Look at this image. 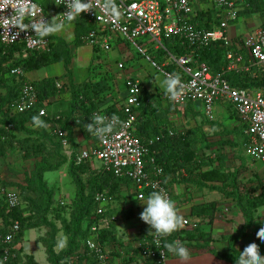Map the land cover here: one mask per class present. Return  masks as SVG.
<instances>
[{"label": "built area", "instance_id": "built-area-1", "mask_svg": "<svg viewBox=\"0 0 264 264\" xmlns=\"http://www.w3.org/2000/svg\"><path fill=\"white\" fill-rule=\"evenodd\" d=\"M59 9L57 16L46 12L42 5L35 0H0V7L6 8L9 3L26 4L31 7L30 20L39 23L44 19L64 21V24L75 22L79 18L85 19L93 25L86 36L87 44L96 47L100 52H108L113 46L119 50L122 45L113 44L108 35L120 39L119 44L132 46L135 52L142 57L148 66L164 77L178 75L184 87L179 96L171 99L168 94L164 100L168 104L180 108L187 103L200 102L203 106L205 116L209 120L215 119L214 107L217 103L232 106L244 127L243 134L247 139V152L249 155L264 163V89L233 88L223 77V74L214 75L206 63L197 62L194 53L174 56L162 44L164 39L176 38L181 41L182 46L196 51L207 48L213 43L221 42L228 49L226 55V70L236 72H249L253 67L264 70V22L261 27L254 31L248 38L235 45L227 34L226 27L238 19L239 7L244 0H114L118 15L112 16L102 10L104 0H93L94 9L81 13L73 21L68 22L62 15L67 9L62 5V0H51ZM204 1L219 11L224 12V18L220 26L207 30L194 23L197 17L195 3ZM264 5V0H254ZM12 9L4 10L3 15L10 16ZM7 24V20L3 21ZM17 28L10 27L8 30L0 28V45H23L27 50L50 51L54 40L49 36L51 33L34 32L33 30H20L16 37ZM147 38L148 41L142 42ZM150 45V46H149ZM156 50L165 54V62L162 63L155 56ZM246 57V59H245ZM248 62L244 64V62ZM173 65L174 72L168 67ZM117 69L124 71L125 65L117 63ZM24 71L14 68L10 75L21 81L20 97L12 108L13 113H24L37 107L39 97L32 82L23 78ZM126 95L119 104H116L117 113H109L105 108L99 107L93 114L106 117L116 115L122 124L113 129V132L105 138L99 139L93 135V146L80 148L77 152L70 149L67 132L61 128H55L54 133L60 139L64 153L72 158L75 165L83 162L99 161L104 172L113 174L117 179L130 180L133 185V194L136 198L146 199L147 195L154 190H160L172 200L170 188L167 186V176L163 167L156 163V152L152 146L163 138V135L155 136L147 142H142L134 135L135 124L142 105L141 81L136 77H125ZM61 87V83L58 84ZM39 116L49 117L47 103L39 108ZM53 119H60L57 116ZM0 140L5 139L4 132L13 130L14 126L8 124L1 126ZM169 136L175 132L170 130ZM4 202L6 211L21 206L19 191L8 185L0 183V202ZM104 192L95 194V209L92 216L89 236L86 240V248L99 263L111 264L110 251L100 241V232L108 225L105 213L111 204ZM139 201V200H138ZM10 232L2 239L4 243L10 244L15 234L19 231L18 222H10ZM199 223L187 217L182 218V223L177 231L193 232L199 228ZM144 236L143 243H139V263L155 260L157 264H165L169 254L164 248L163 239L159 248L153 246V234ZM180 240V239H176ZM181 241V240H180ZM8 249L5 250L6 261L9 257ZM132 255H127L131 260Z\"/></svg>", "mask_w": 264, "mask_h": 264}, {"label": "trees", "instance_id": "trees-1", "mask_svg": "<svg viewBox=\"0 0 264 264\" xmlns=\"http://www.w3.org/2000/svg\"><path fill=\"white\" fill-rule=\"evenodd\" d=\"M249 2L250 4L246 9L248 12L252 9V6L255 7L256 4H258V2L252 0ZM41 5L44 10L48 12V6ZM214 8L217 9L216 7ZM215 9L198 12L199 14L195 18L194 23L207 30L214 29L217 24H219V18L217 17L219 10ZM78 20L81 24V26L79 25L78 27L79 29L83 28L84 33L87 34V32L93 29V25L89 24L85 19L79 18L77 21ZM213 20H215V24L209 23V21ZM49 37L53 40L55 39V44L52 45L50 51H31L24 48L23 45H0V127L8 124L14 126L13 130L3 133L5 139L0 140V142L7 143V140H9L15 129H17L25 131V133L30 134L31 137H36L35 139L32 138V143L30 138H28L29 136L23 139V148L26 158L41 157L39 155L45 150L46 142H50L54 146V154H50V157L42 156L40 160L36 161L33 170L25 174V186L9 184L11 187L18 189L20 200L23 198L21 206L13 209L11 212H7L5 203L2 201L0 202V216L2 217L0 223V264H40L35 260L33 255L27 254L23 248L27 232L33 229L45 231V234L39 238V243H42L45 248L47 262L49 264H69V262L70 264H83L85 259L87 261L86 264L99 263L93 255L88 254L85 244L90 233L91 225H93L92 216L95 209V194L104 192L111 200H115L122 190L121 187L123 183L126 182L131 184L130 180L117 179L113 174L104 172L102 169L96 171L92 170L93 173L87 180H84L83 175L89 172L88 166H90V164L83 162L80 165H75L72 158L67 159V156L63 154L64 148L60 139L54 133V129L59 127L67 132L70 149L76 152L79 143L74 137V128L86 126V123L90 122L93 112L99 108V105L94 101L95 89H93L91 82L76 84L69 70V66L73 59L70 48L71 46H75L76 48L83 46L80 37L77 36L76 40L72 43H68L61 38H54L51 34ZM162 41L166 42L168 46L166 49L174 56L178 57L180 55H187L195 52L194 55L197 62L206 63L214 75L223 74V77L233 88H245L250 90L264 89V78H260L262 75L259 76L255 73L256 68L253 67L251 71L245 73L226 70V55L228 49H226L221 42L213 43L207 48L193 51L188 49V46H182L181 41L176 38L169 40L164 39ZM94 54H100V50L96 47H94ZM157 55L158 60L162 63L165 60L164 53H158ZM58 62H62L67 69V72L62 76L67 78V83L64 85L61 84V87H58L62 77H52L38 82H32L39 97L37 107L24 113H13L12 108L20 97L22 84L18 78L10 75V71L18 67L26 72ZM168 69L174 72L173 65H170ZM144 90L145 89L142 87V105L135 124L134 135L142 142H147L152 137L163 135V138L152 146V150L156 152V163L163 167L165 175L178 173L183 168L188 169L189 174L192 175L193 171L189 168L195 165V168L199 169L200 166L207 164V160L209 159V157L205 156L201 159V165L197 164V153L194 146L199 144L200 141L207 146L212 142H209L206 137H201V140H199L200 138L189 132H175L174 136H169L168 113H171V108H169L170 105L168 104L167 109L169 112L165 111L160 105L161 95L157 94L152 96L150 92L148 93ZM64 91L69 92L70 98L67 102V109L61 113L60 119H47L39 116V108L44 106L45 102L48 107V105H50L48 101ZM153 102L156 104L155 108L152 105ZM191 104L192 103L189 102L185 106H190ZM104 110L111 114L118 112L116 103H110ZM232 111L236 114L234 109H232ZM33 116H39L41 121L39 125L42 126V130L34 131L27 128L28 126H35L37 124L33 122ZM236 116L238 117L237 114ZM203 121L212 123L206 116ZM48 124L52 127L51 132L45 129V126ZM240 127L243 128V126ZM0 131L2 133L3 129L0 128ZM67 162L69 163L68 174L75 185V195L69 221H67L64 228H62V218L58 210L61 206L58 204L59 200L57 201L55 198V190L47 183L45 174L59 171ZM242 171L243 168L240 166L238 170L235 171L236 173L231 172L230 174L221 172L218 168L206 172L201 171V174H198L200 177L197 185L200 187L208 185L212 186L211 189H219L220 186H218V183L228 179V185L233 189L232 192L229 193L235 198V190H238L237 175ZM260 186V195L248 200H245L243 197L236 198V203L245 220L243 227L240 228L241 231L242 229H248L252 225L256 218L255 211L264 206V182L260 183ZM22 192L23 196L21 198ZM215 212L216 202L211 201L193 207L191 215L211 222ZM122 213L125 218L129 217V214H125V211ZM109 214L110 210H107L105 217L109 216ZM15 221L19 223L20 229L15 234L13 241L10 244H6L2 239L10 232V222ZM114 228L113 220H108V225L100 232L101 243L105 246L117 243L127 254L132 255L131 259L135 257L139 259V248H134L122 242L121 238L116 236ZM61 229L64 230L63 234L66 239L61 248L57 251L55 247L57 246L58 237L62 231ZM149 231V227L142 231L143 236L139 238L138 243H143V238L144 236H149ZM191 233L192 232L189 231H176L167 238H164L163 244H165V242L180 239L181 242L186 245L185 242L191 241L192 238L196 241H205L207 245L210 243V238L206 239L204 234L200 233L199 235L193 236ZM231 239V246L234 251L237 237H231ZM199 246L200 245L196 247ZM6 249L9 251V257L5 261ZM81 250H83L82 255L80 254ZM211 252L222 259L230 260L235 256V251L228 256L220 255L214 251ZM167 254L170 255L168 252ZM142 264H157V262L155 260H148L142 262Z\"/></svg>", "mask_w": 264, "mask_h": 264}, {"label": "crops", "instance_id": "crops-1", "mask_svg": "<svg viewBox=\"0 0 264 264\" xmlns=\"http://www.w3.org/2000/svg\"><path fill=\"white\" fill-rule=\"evenodd\" d=\"M250 0H244V2L239 7V13H238V19L236 21L231 22L229 25H227L226 30L228 36L231 38L233 43L235 45H240V41H242L245 38H248L254 31L259 29L264 22V6L261 7V5L256 4V6H252V9L248 12L246 11L248 5L250 4ZM254 1V0H252ZM202 2L195 3L194 7L195 10L198 11H206L211 10L213 8L212 5L207 4L203 5ZM206 4V3H205ZM210 6V7H209ZM254 7V8H253ZM50 14H54L53 16H57L59 13V9L55 5L50 6ZM215 9V8H213ZM258 9V10H257ZM52 10V11H51ZM217 10V9H215ZM52 12V13H51ZM255 13L257 15L255 19H253L252 14ZM257 13V14H256ZM197 14H199L197 12ZM217 17L219 18V26L222 24L224 18L226 17V14L224 12L218 11ZM213 18V17H210ZM212 20V19H210ZM72 24H69V26L63 27L62 30L59 32L51 33V35L54 38H61L65 40L68 43H72L74 40H76L77 36L80 37V41L83 42V46L76 48L75 46H71V54L73 55V59L71 61V64L69 66V70L71 75L73 76V80L76 84H80L83 82H91V85L93 86V89H95V103H98L99 107L105 108L106 106L110 105V103H116L119 104L120 100L124 98L126 95V90H124L123 93H119L118 96H116V92L114 90L109 89H103L99 90V85L101 82H99L102 77L101 73L96 74L97 76H90V69H83L78 70L76 68L77 61L84 60V61H94V47L87 44L86 42V36L88 34L84 33L83 28L79 29V20L75 22H71ZM110 40L113 42V44H119L120 39H115L112 36L108 35ZM55 40V39H54ZM116 44V45H117ZM86 51L88 56L85 58H76L75 57V51ZM91 50V51H90ZM246 59V57H245ZM248 63L247 61L244 62V64ZM62 64L63 70L59 68V73L54 72L50 75H40L38 72L40 70L51 67L52 65ZM131 71L128 73V75H125V77H136L138 78L142 85V87L145 89L144 91L150 92L152 96L157 95L158 93H163L161 95V101L160 105L162 108L166 111L168 107L166 106V102L164 100L165 95L167 94L165 91L155 90L154 89V79L150 76V74L147 71L146 66L144 65H137L135 64L134 67L130 68ZM25 72V71H24ZM67 72V69L65 65L62 62L50 64L48 66H45L43 68L26 71L24 73L23 78L30 82H38L46 78H52V77H62ZM58 73V74H57ZM151 77V78H150ZM61 84L67 83V78L62 77L60 80ZM146 84V85H145ZM96 87V88H94ZM70 98L69 92H62L58 96L52 98L50 101V105L47 107V111L49 114L50 119L56 118V107H63L64 110L67 109V102ZM153 107H156V104L154 102L152 103ZM188 107V108H187ZM216 107V114L215 118L217 121V125L213 126V123H207L203 121V118L205 119V115L202 113L203 106L199 102V105L192 103L190 106L180 107V113L177 111H174L173 113H168V123H169V129L174 132H189L192 134H195L199 140H201V137H206L210 145H205V143L201 145H195L194 148L198 149L199 156L197 155V162L200 163L201 159L203 157H209L211 152V144L219 143L218 140L213 139L212 136H210V130L211 127H223L225 129H228L229 133H233L235 129H237L238 125L241 123L234 114V111H232L233 107H229L228 105H222L220 103H217L215 105ZM215 109V108H214ZM187 110V111H186ZM215 111V110H214ZM63 112V111H62ZM186 117L188 120H190L189 125L185 127V124L181 121L180 117ZM49 119V118H48ZM195 119V120H194ZM211 121V120H210ZM221 124V126H220ZM224 124V125H222ZM38 126V124H36ZM51 125H47L45 129L48 130V132H51ZM186 128V129H185ZM224 130V129H223ZM18 130L14 131L12 136L7 140L8 142L5 144L3 142H0V183L7 184L8 186L10 183H20L22 185L25 184V182L21 181L22 174L20 171H27L28 173L31 172L34 168L35 161L31 162V160L25 161L21 160L19 158V155L14 152L12 149L14 148L15 142L18 139ZM74 137L76 138V141L78 143H81L84 140H87L91 143L93 139V135L89 134L84 127H75L74 128ZM224 146V145H223ZM82 148V147H81ZM225 150L222 153H226L228 155V158L231 156H235V163L230 164L229 161H227V165H225V171L221 170V172H227L230 174V171L228 170L229 167H235L236 169L231 170L232 173L238 170L239 166L243 168V171L237 175V183L238 181H245L246 184L238 183L239 188L244 190L250 189V186L255 187L254 195L258 196L261 193V186L260 183L264 182V163L257 161L253 159V161L249 162L247 164V167L245 168V162L241 159H238L237 152L234 150L233 145H228V147H223ZM215 154H213L210 157H214ZM30 161V162H28ZM195 161V160H194ZM239 162V163H238ZM27 167V169L25 168ZM211 170L210 168H203L201 170L195 169L191 174L187 172L186 168H183L178 173H171L167 176V182L168 187L171 190V196L172 200L174 201L176 208L178 209V214L183 218L187 217L191 219L192 221L198 222L199 228L191 233V235H199L200 233L204 234V237L206 239L210 238V243L207 245L205 241H196L194 238L191 239V241H186V246L189 249L190 255L189 258L185 261L179 260L177 257H175L173 254L170 253L169 258L165 264H235L236 260L239 256V251H242L243 248L249 243V242H255L258 246V251L261 254V256H264V241H261L259 237L256 235V232L259 228L260 231L264 232V206L260 207L255 211V220L253 221L252 225L248 228L241 231V227L244 225V217L242 216V213L236 203V198H238V195L236 194L237 191H235V198L232 197L229 193L232 191V187L230 185L223 186L221 183H218L219 189H211L212 186H198V180L199 175L202 172H206ZM20 173V174H19ZM236 173V172H235ZM185 180V181H184ZM196 184V185H195ZM241 184V186H240ZM204 185V184H202ZM131 186V193L133 194V185ZM207 186V187H206ZM15 188V187H13ZM122 190L118 194L119 196L116 198V201L121 200L123 203V209L121 211L116 210L118 209L117 202H114V205H112V201L110 204V207L108 210H115L113 213H115L113 216V223H114V231L117 237L121 238L122 242L125 244L131 245L134 248L137 247L139 244V238L143 236L142 231L144 229L148 228L149 226L143 222L140 219V213L143 211L144 204L141 201H138L135 196L127 197L125 190H123V186L121 187ZM228 191V192H227ZM254 196V197H255ZM122 197V198H121ZM211 201L216 202V212L213 216V220L211 222H208L209 220L201 219L199 217L191 215L192 208L196 207L201 204H205ZM61 203H63V200H61ZM121 207V206H119ZM125 211V214H129V217H124L123 213ZM37 229H33L30 232H35ZM28 233V234H29ZM231 237L235 238L237 237V240L235 242V256L233 259H222L218 257L217 255L213 254L211 251L217 252L220 255L228 256L231 255L234 251L232 248V242ZM27 239V238H26ZM190 242V243H189ZM200 245L199 247H196ZM110 251V259L111 264H140L138 261V257H135L134 259L128 260L127 253L123 248L119 247V244L113 243L107 245ZM23 247L25 249V244H23ZM132 247V248H133ZM36 249V248H35ZM80 254H83V250L80 251ZM34 255V254H32ZM130 255V254H129ZM86 259L83 261V264H86ZM70 264V262H69ZM100 264V263H95Z\"/></svg>", "mask_w": 264, "mask_h": 264}, {"label": "rangeland", "instance_id": "rangeland-1", "mask_svg": "<svg viewBox=\"0 0 264 264\" xmlns=\"http://www.w3.org/2000/svg\"><path fill=\"white\" fill-rule=\"evenodd\" d=\"M35 1L40 5L43 4L45 6H48V12L49 13H50V9H52V8H50V6L54 5L51 0H35ZM205 3L206 2H202L203 5L208 6L207 5L208 3H206V4ZM258 4L261 5V7H263V4L261 2H258ZM195 11L196 12H202V11H198V10H195ZM51 15H54V14H51ZM252 16H253V19H255V17L257 15H255V13H253ZM209 23L215 24L216 22H215V20H213V21H209ZM69 24H72V23H67V24H65L64 27L69 26ZM79 25L81 26L80 22H79ZM217 26H219V25L217 24ZM146 41H148L147 38L142 39L143 43H145ZM162 44L164 45L165 48H168L165 41H162ZM120 45H122L120 47V48H122V50H119L116 46H113V48L108 52H105V53L100 52L99 55L94 54L95 58L93 59L94 61H92V62L91 61H84V60L83 61L82 60L77 61L76 68L78 70L90 69V71H91L90 76H97L96 74L101 73L103 78L100 77L101 80L99 82H101V84L99 85L100 87H97V88H100L99 90H103V89L114 90L116 92V96H118V94L120 92L123 93L125 90V83H124L125 82V75H128V73L131 71L130 68L134 67L135 64H137V65L142 64V65L146 66L148 73L154 79V89L160 90V91H165L163 89V87L161 86V82L163 81V79L165 77L163 75H161L160 73L156 72V70L150 68L148 66L147 62L135 52V50L133 49L132 46H127V44H117V46H120ZM74 53H75L76 58L80 57L82 59V58H85L88 56L87 52L82 51V50L81 51H75ZM158 53L163 54L162 50L161 51L156 50L155 56L157 58H158V55H157ZM164 57H165V54H164ZM165 61L166 60H164V62ZM119 62L124 63V65H125L124 71L117 69V63H119ZM59 68H61L62 70L64 69L62 64H57V65H52L51 67H47V68L40 70V72H38V74L45 76V73H46V75H50L51 73L58 72ZM254 68H256V67H254ZM255 73H257L259 76L262 75V77H260V78H264V70L262 68H256ZM158 94L162 95L163 93L160 92ZM165 104L168 107V103H165ZM195 104L199 105V102L194 103V106H195ZM169 105H170L169 108H171L170 109L171 113L173 111H177L178 113L181 112L180 108H177V107L173 106L172 104H169ZM222 105H227V104H222ZM184 107L186 108V106H184ZM214 108H215L214 113L216 114V107H214ZM62 111H64L63 107H61V108L56 107V114L57 115H61ZM166 111H168V110H166ZM202 113L205 115L204 109H202ZM180 119L185 124V127L187 125H189L190 120H188V118L182 116V117H180ZM212 123H213V126L218 124L216 121V118L214 120H212ZM222 125H224V124H222ZM220 126H221V124H220ZM27 128H29L30 130H34V131L42 130V126H40L39 124H38V126H36V125L35 126H28ZM16 130L17 129H15V131ZM209 130H210V136H212V138L215 140L217 139L218 140L217 142H219V143L215 142L214 144H211V146H210L211 152H212V154H210V156H212L213 154H215V156L214 157L209 156V159L207 160L208 161L207 164L200 166L199 169L195 168V165L189 169L194 171L195 169L201 170L205 167V168H210V169L221 168V170L225 171V165L228 164L227 161H229L230 164L231 163L234 164L235 159H236L235 156L234 157L231 156L230 158H228V155H226V153H222L225 150L223 147H225V146L228 147L229 144L233 145L234 150L238 151L237 157H239L238 159H241L242 161L245 162V168L247 167V164L249 162L253 161V158L247 152V149H248L247 139H246L245 135L243 134L244 127L243 128L240 127V124L238 125L237 129H235L233 131V133H231V134L228 132L229 131L228 129H225V128L219 127V126L218 127L217 126L211 127V129H209ZM17 134H18L17 135L18 139L16 140L14 148L12 150L14 152H16L19 155V158L21 160L25 161V163L27 160H31V162L35 161V163H36V161L40 160V158L42 156L50 157V154H54L53 153L54 152V146L50 142H46L45 143V150L43 152H41V155H39L41 157L37 156V157H32V158H26L25 157V151L23 148V143H24L23 139H24V137L29 136L28 138H30L31 143H32L33 139H35L36 137L35 136L31 137L30 134L25 133V131H23V130H18ZM41 143H43V142H41ZM201 144H203L202 141H200V143L196 144V145H201ZM93 145H94L93 141H91V143H90L87 140H84L81 143H79V146H78V149L76 150V152L81 147L87 149ZM195 151H196L197 155L199 156L197 148L195 149ZM63 154H65V153H63ZM65 155L67 156V159H71V158H69V156L67 154H65ZM28 162H30V161H28ZM87 163L90 164V166H88L89 172H87L86 174L83 175L84 180H87L88 177L93 173L92 170H95V171L99 170V169L101 170V166H102V164L99 161H93V162H87ZM197 164L201 165L200 163H197ZM68 166H69V163L67 162V164L62 166V168L59 171L48 172L45 174V179H46L47 183L55 190V192H56L55 198L57 201L59 200L58 204H59V206H61L58 210L60 211V216L62 218V223H63L62 228H64L65 223H67V221H69L70 213H71L72 206L74 203V195H75V185H74L71 177L68 174ZM25 168L27 169V167H25ZM233 169H236V168L235 167H229L228 168L230 173L232 172L231 170H233ZM187 172H188V169H187ZM20 173L22 174L21 181L24 182V180L26 178L25 174H27L28 172L27 171H20ZM220 183L223 186H225V185H228L229 181H228V179H225L224 182H220ZM238 183L246 184L245 181H243V180L238 181ZM13 184H16V183H13ZM241 184H240V186H241ZM17 185L23 186L20 183H17ZM122 186H123V190H125V192H126V196L127 197L131 196L132 189H131L130 184L124 182ZM237 188H238V190H237L236 194L238 195L239 198L243 197L245 200H248V199L255 196L254 195L255 192H253L255 187H253V186H250V189H246V187H245L244 190H242V191L239 188V186ZM230 192H232V191H230ZM22 196H23V192L21 193V198H22ZM133 196H135V195L132 194L131 197H133ZM22 200H23V198H22ZM22 200H21V202H22ZM61 200H63V203H61ZM117 201H116V199L115 200L112 199V202H113L112 205H114V202H117L118 209H116V210L121 211L123 209V203L121 202V200H119V198ZM119 206H121V207H119ZM113 211H115V210H111L109 216H106L107 220L113 219V217H114L113 215L115 214V213H113ZM1 219H2V217L0 216V223H1ZM61 230L62 231L59 234L57 246L55 247V250H57V251H58V249L61 248L63 242L66 239L65 235L63 234L64 230L63 229H61ZM28 233H29V231L27 232L25 240H24V244H25L24 251L27 254H31V255L34 254L33 256L35 257V260L37 262H39L40 264H49L47 262V256L45 253V248L42 245V243H39V238H41L45 234V231L35 230V232L32 231L29 234ZM88 254H90L89 251H88ZM100 264H105V263H100Z\"/></svg>", "mask_w": 264, "mask_h": 264}, {"label": "clouds", "instance_id": "clouds-1", "mask_svg": "<svg viewBox=\"0 0 264 264\" xmlns=\"http://www.w3.org/2000/svg\"><path fill=\"white\" fill-rule=\"evenodd\" d=\"M62 5L67 9L62 15L68 22L81 16V13L92 9L96 11L93 0H62ZM9 7L13 10L11 15H3L4 10ZM101 8L112 16L118 15V9L114 0H104ZM31 14V7L26 4L9 3L6 8L0 7V28L4 31H9L10 27L17 28V33L12 35L16 37L20 30L30 28L34 32L55 33L62 30L65 26L64 21L58 22L56 17L50 20L44 19L36 23L29 19ZM5 20H7V24L3 23ZM161 86L171 99L177 98L184 87L178 75L166 76L161 82ZM32 120L37 124L41 123L39 116H33ZM121 124L122 122L116 115L106 117L100 114H93L90 122L86 123L85 128L89 134L103 139ZM136 199L145 205L143 211L140 213V219L149 226V233L153 234V246L159 248L162 239L167 238L180 228L182 217L178 214L174 201L160 190L151 191L146 199ZM256 235L261 241H264V232L260 231L259 228ZM164 248L168 253L173 254L181 261L189 258V249L180 240L165 242ZM235 264H264V256H261L259 253L255 242H249L242 251H239Z\"/></svg>", "mask_w": 264, "mask_h": 264}]
</instances>
